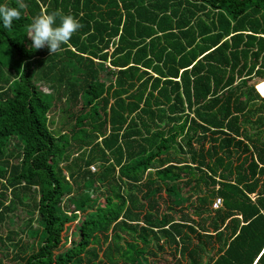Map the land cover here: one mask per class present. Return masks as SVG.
I'll return each instance as SVG.
<instances>
[{
  "label": "trees",
  "instance_id": "trees-1",
  "mask_svg": "<svg viewBox=\"0 0 264 264\" xmlns=\"http://www.w3.org/2000/svg\"><path fill=\"white\" fill-rule=\"evenodd\" d=\"M23 3L0 21V264H264V0ZM56 10L81 27L50 56L27 27ZM28 198L40 227L3 231Z\"/></svg>",
  "mask_w": 264,
  "mask_h": 264
},
{
  "label": "clouds",
  "instance_id": "clouds-1",
  "mask_svg": "<svg viewBox=\"0 0 264 264\" xmlns=\"http://www.w3.org/2000/svg\"><path fill=\"white\" fill-rule=\"evenodd\" d=\"M17 7L0 5V21L4 28H11L14 20L21 17V9L26 5L23 0H16ZM59 18V23H57ZM81 27L79 21L72 15H63L59 10L51 13L36 15L27 27V37L30 39V48L39 50L47 47L52 56L61 51L62 45L67 46L71 37Z\"/></svg>",
  "mask_w": 264,
  "mask_h": 264
},
{
  "label": "rangeland",
  "instance_id": "rangeland-1",
  "mask_svg": "<svg viewBox=\"0 0 264 264\" xmlns=\"http://www.w3.org/2000/svg\"><path fill=\"white\" fill-rule=\"evenodd\" d=\"M45 89L48 90V87H45ZM60 118H61V116H59V114L57 113V115H56L57 123L56 124H59ZM15 141H16L15 139L10 141L9 149L11 147L15 146ZM13 160L15 162H20L19 159H13ZM72 197L73 196H70V197L68 196L65 199V205L66 206L72 205V203H73ZM38 217H39L38 212H37L36 208L34 207L32 200L28 198V199H26V204H17L16 205L15 212H13L12 216L6 220L5 225L2 227V229L5 232H7L8 230H12V229L21 230V229L26 227V225L28 224V222L31 218L34 219L32 225L34 226V228L37 229L40 227L38 220H37ZM72 237L76 238L77 236L73 235ZM25 239H26L25 242L34 241V239L29 238V237H26ZM171 257L172 256H170V258ZM164 263H165L164 261H159L158 264H164Z\"/></svg>",
  "mask_w": 264,
  "mask_h": 264
},
{
  "label": "built area",
  "instance_id": "built-area-1",
  "mask_svg": "<svg viewBox=\"0 0 264 264\" xmlns=\"http://www.w3.org/2000/svg\"><path fill=\"white\" fill-rule=\"evenodd\" d=\"M91 168H92V170H96V167L95 166H91ZM222 200H221V198H218L217 200H216V202L214 203V208H219V207H221L222 206Z\"/></svg>",
  "mask_w": 264,
  "mask_h": 264
}]
</instances>
